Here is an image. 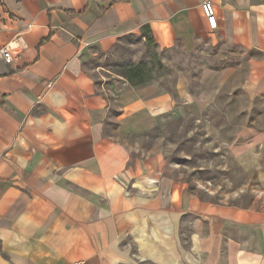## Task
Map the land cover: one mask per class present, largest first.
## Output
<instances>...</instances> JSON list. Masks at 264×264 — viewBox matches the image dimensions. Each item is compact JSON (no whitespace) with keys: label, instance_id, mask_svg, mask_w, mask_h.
I'll use <instances>...</instances> for the list:
<instances>
[{"label":"crops","instance_id":"0c3cea01","mask_svg":"<svg viewBox=\"0 0 264 264\" xmlns=\"http://www.w3.org/2000/svg\"><path fill=\"white\" fill-rule=\"evenodd\" d=\"M204 1L0 0V264H264L263 214L183 192L142 146L215 100L241 54L242 89L264 97V0H209L215 29ZM144 30L195 70L172 90L101 81L97 54Z\"/></svg>","mask_w":264,"mask_h":264},{"label":"rangeland","instance_id":"374dc122","mask_svg":"<svg viewBox=\"0 0 264 264\" xmlns=\"http://www.w3.org/2000/svg\"><path fill=\"white\" fill-rule=\"evenodd\" d=\"M240 56L236 75L215 100L194 113L162 116L142 146L160 152L162 172L178 181L183 192L210 206L251 208L264 215V97L250 98L242 89L246 66ZM195 58L177 47L159 50L148 35H129L108 53H98L94 63L101 81L111 82L128 66L139 64L146 81L172 90L174 68L195 70ZM223 257L218 264H224Z\"/></svg>","mask_w":264,"mask_h":264},{"label":"built area","instance_id":"2783aa9c","mask_svg":"<svg viewBox=\"0 0 264 264\" xmlns=\"http://www.w3.org/2000/svg\"><path fill=\"white\" fill-rule=\"evenodd\" d=\"M202 12L206 18L209 28L215 29L217 27L218 21H217V16L215 14L213 3L209 0L204 1L202 3ZM1 55L3 56L6 62L12 61V54L10 53L9 48L4 47L1 50ZM72 264H85V262L82 260H77V261L72 262Z\"/></svg>","mask_w":264,"mask_h":264},{"label":"trees","instance_id":"16d2710c","mask_svg":"<svg viewBox=\"0 0 264 264\" xmlns=\"http://www.w3.org/2000/svg\"><path fill=\"white\" fill-rule=\"evenodd\" d=\"M70 12L76 13V11H73V10H71ZM147 33H148V31L144 30V34L146 36L148 35ZM148 42L154 43V40H152L149 35H148ZM157 62L160 66H162V63L160 62V60ZM126 69L127 70H125L121 75L123 77H125L131 85H139V84L144 83L146 81V79L143 75V68L139 64H132V65L128 66Z\"/></svg>","mask_w":264,"mask_h":264}]
</instances>
